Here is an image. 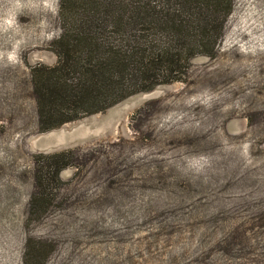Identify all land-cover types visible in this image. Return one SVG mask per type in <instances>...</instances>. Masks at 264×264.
<instances>
[{
  "label": "rangeland",
  "instance_id": "1",
  "mask_svg": "<svg viewBox=\"0 0 264 264\" xmlns=\"http://www.w3.org/2000/svg\"><path fill=\"white\" fill-rule=\"evenodd\" d=\"M59 7L0 0V264H264V0L174 81L40 132Z\"/></svg>",
  "mask_w": 264,
  "mask_h": 264
},
{
  "label": "trees",
  "instance_id": "2",
  "mask_svg": "<svg viewBox=\"0 0 264 264\" xmlns=\"http://www.w3.org/2000/svg\"><path fill=\"white\" fill-rule=\"evenodd\" d=\"M231 4L232 0H60L61 33L52 41L58 62L31 70L40 132L174 81L191 59L214 50L221 31L214 38L213 25L220 12L224 23ZM41 175L46 179L48 174L41 170L36 176V196L42 198L47 188ZM36 203L34 197L32 207Z\"/></svg>",
  "mask_w": 264,
  "mask_h": 264
}]
</instances>
